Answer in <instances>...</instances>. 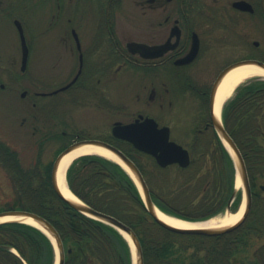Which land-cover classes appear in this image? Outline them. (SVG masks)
Here are the masks:
<instances>
[{
  "label": "flooded vegetation",
  "instance_id": "af4514ba",
  "mask_svg": "<svg viewBox=\"0 0 264 264\" xmlns=\"http://www.w3.org/2000/svg\"><path fill=\"white\" fill-rule=\"evenodd\" d=\"M236 3L244 8H236ZM32 8L41 11V37L47 50L54 52L55 68H69V79H59L53 86L46 82L49 88L59 86L47 92L37 91L40 89L37 83L28 78L21 82L27 74L33 46V36L27 30ZM240 21L253 26L254 41L249 50L242 56L236 50L231 57L224 56L216 63L210 61L202 70L201 79L197 73L201 54L214 42L233 41L231 38L233 42L242 40V34L235 30ZM0 25L11 28L8 43L0 48V96L7 111L22 105L25 117L21 126L27 125L32 136L40 135L41 145L48 140V121L44 119L49 113H55V96L71 92L68 102L80 105L81 95L90 93L86 95L89 100L107 103V96L101 92L109 95L113 73L129 71L140 78L139 91L134 95L138 108L127 112V121L117 122L125 125L151 118L158 127H167L169 135L183 128L189 135L184 139L177 137L180 142L176 143L188 151L191 159L194 149L207 151L217 143L209 102L219 73L242 60L264 64V44H260L264 42V0H0ZM122 25L129 27L130 38L120 29ZM18 26L27 48L23 69ZM130 42L163 49L154 52L142 49L133 54L127 48ZM194 45L196 56L181 63ZM17 52L20 54L19 73L15 60ZM2 59H7L5 65ZM50 105L54 111L50 112ZM11 114L4 115L5 122ZM165 115L170 119L163 118ZM8 127L11 124L5 123L4 128ZM84 137L61 130L52 138H58L62 141L61 148H66L75 140L88 139ZM97 139L117 148L121 145L131 149L128 143L112 136L111 128L104 137ZM10 148L0 140V185L5 183L3 176L6 180L15 178L18 155ZM255 187L256 182L253 189ZM250 188L251 205L254 198L264 199L263 191L255 193L251 185ZM7 210L11 209L3 208L0 212ZM255 263L264 264V260L255 257L252 264Z\"/></svg>",
  "mask_w": 264,
  "mask_h": 264
},
{
  "label": "trees",
  "instance_id": "16d2710c",
  "mask_svg": "<svg viewBox=\"0 0 264 264\" xmlns=\"http://www.w3.org/2000/svg\"><path fill=\"white\" fill-rule=\"evenodd\" d=\"M222 121L242 155L253 189L254 182L264 178V80L252 79L239 86L223 107ZM218 146L226 160L224 169L216 168L207 175L206 172L187 174L193 163L186 169L175 167V173L184 176L183 182L175 190L161 193L155 189V183L158 177L171 182L167 179L171 168L160 169L149 156L119 145L141 171L152 202L164 213L188 221L204 220L223 211L233 193V165L219 142ZM16 158L13 186L18 209L39 215L54 227L63 245L64 264H131L129 246L117 230L74 211L54 193L50 182L52 163L43 170L28 171ZM140 159L145 160L146 169L140 165ZM66 181L70 191L86 205L132 229L141 244L143 264H186L185 257L176 255L175 237L212 242L205 249L206 258L197 256L189 264H228L235 251L246 246L244 236L252 215L264 216V199L254 198L247 220L238 229L214 237L180 235L163 229L148 215L131 178L111 161L82 156L68 168ZM211 182L213 195L202 197ZM178 195L198 200L189 214L170 207L169 200ZM239 201L240 193H237L232 211H236ZM54 261V247L45 234L20 223L0 224V264H54Z\"/></svg>",
  "mask_w": 264,
  "mask_h": 264
},
{
  "label": "rangeland",
  "instance_id": "374dc122",
  "mask_svg": "<svg viewBox=\"0 0 264 264\" xmlns=\"http://www.w3.org/2000/svg\"><path fill=\"white\" fill-rule=\"evenodd\" d=\"M32 9V15L27 22V30L29 35L33 36V46L28 58L26 72L27 74L22 77L21 82L24 83L26 81L24 79L28 78L30 81L37 83V87L40 88L37 91L47 92L49 90L57 89V87L59 86L55 88H49L46 82H49V84L51 83V85L53 86V83H57L62 79H67L69 77V68H55L56 61L53 57L54 52L53 50H47L46 45L43 43V38L41 37V11L37 8ZM120 29L125 31L124 35H126L127 38H130L128 26L122 25ZM235 30L239 31L242 34V40L233 42L234 39L231 38L230 40L233 41L214 42L209 47L210 49L208 48L207 51L201 54L200 60L202 58V62L199 65L200 71L197 72L201 79L203 76L202 74H204L202 73V70L208 63H211L210 61L214 60L213 62L216 63L219 62V59L221 61L224 56L226 57L228 55L229 57H231V55L235 54L236 50L238 51V55L242 56L249 50L254 41V37H252L251 35L253 32V26L246 21H240V23L235 26ZM10 31L11 28H9L8 26L5 27L0 25V48H3L5 44L8 43L9 34L11 33ZM260 44L263 45L264 42L260 41ZM55 56L58 57L56 54ZM210 56L214 59L210 60ZM65 58H63V60L67 63ZM2 60L3 65H5L7 59ZM15 60L19 73L20 54L18 52L16 54ZM253 79L264 80V78L259 77H255ZM248 81H250V79L246 80L244 83ZM139 83L140 78L137 75L132 76L129 71H123L117 75L113 73V83L110 88L109 95L101 92L102 94L107 96V103L101 102L97 98L96 101L89 100L86 95H89L90 93L81 95V97L79 98L80 105H74L72 102H68V98L70 94H72L71 92L55 96V98H53V103L56 107L55 111L52 109V105H50L49 107V109L51 108L50 112L52 110L55 113H49V115L44 119L48 121V130L46 132L48 140H45L43 145L39 143L41 138L40 135L32 136L30 134V128H28L27 125L21 126V120L25 117L24 112L21 111L22 105H17L16 109L12 108L11 111H7L3 102V98L0 96V140L10 145V149H15L20 164L24 170L30 171L36 168L39 171L43 170L47 164L53 163L59 149L62 147V141H59L58 138H52L55 133H59V131L65 130L70 134H80L81 137L85 136L84 138H102L109 132L114 122H123L124 120L127 121V114L130 111L138 108V104L134 101V95L137 93V91H139ZM233 97L234 95H232L227 102H229ZM9 112H12L11 117L7 122H5L4 115L9 114ZM163 118L170 119L168 115L163 116ZM4 122L11 124V127L4 128ZM187 135H189L188 132L185 133V131H183V128H178L176 132L171 133L170 138L174 142L178 143L180 142V140L178 139L179 137L184 139V137ZM204 150L205 149L193 150V165L188 169L187 174H193L197 172H203L204 174V172H206L207 175H211V172L216 170V168L217 170L224 169V163L226 162V160L222 157V152L219 149L218 143H215V145L213 144V146L208 148L207 151ZM139 163L142 167H144V169H146V163L144 159H140ZM175 172L177 173L175 167H172L168 171L167 179L170 178L171 182H165L163 181V177H158L155 183V189L160 191L161 193H169L178 188L180 183L183 182L182 180L184 176H180ZM236 176L237 173L235 171L234 185ZM3 177V182L5 183L0 185V210H2L3 208L16 209L19 202L17 201L13 181L10 178L6 180V176ZM262 188H264V178H260L258 181H256L254 192H264ZM212 190L213 185L211 182L207 189V192L205 191L202 197L210 198L211 195H213ZM236 190H239L241 192V198L239 201V206L237 208L238 211L242 199L244 198L242 184L240 187L236 188ZM261 195L263 196L264 193H261ZM189 198L190 197L182 195H178L176 197L172 196L169 200L170 207L172 209L181 211L182 214L187 215L188 211L191 210V207H195V205L192 204L198 201H196V199H193V201H191ZM210 210L211 209L207 210L205 213L208 214ZM220 215H223V213H221ZM252 217L253 220L248 223L249 229L246 228V230L248 229V232H245L244 236L246 246H244L243 248H239V252L235 251L228 264H252L255 257H261L262 260H264V216L261 217V215H258V217L256 216L255 218V215H252ZM174 239V245L177 248L176 255L178 256L179 253L183 256V258L185 257L186 264H189L190 262L197 259V256L206 258L207 251L205 249L207 247L209 248L212 245V242L202 239H188L178 237H175ZM132 258L134 259L133 252Z\"/></svg>",
  "mask_w": 264,
  "mask_h": 264
},
{
  "label": "water",
  "instance_id": "95a60500",
  "mask_svg": "<svg viewBox=\"0 0 264 264\" xmlns=\"http://www.w3.org/2000/svg\"><path fill=\"white\" fill-rule=\"evenodd\" d=\"M241 3H236L234 6L237 8H244L239 7ZM18 33L20 36L21 41V47H22V69L25 67L26 60H27V48L24 42V36L22 33L21 27L18 26ZM128 50L135 54L139 53L142 49H148L150 51H156L159 47L156 48H148L147 46H144L143 44L136 43V42H130L127 44ZM162 48V47H160ZM196 49L195 47L192 48V51L184 57L182 60H180L181 63H187L189 59L193 58L195 55ZM154 56V55H151ZM243 65H255L258 68L264 70V64L262 62L256 61V60H244L237 63H234L227 68H225L221 73L217 76L211 92H210V102H209V109H210V115H211V121L213 128L215 130V133L219 140L221 141L222 145L230 155L235 171L237 175L239 176V179L241 181L242 187H243V195H244V201L245 206L243 213L240 217V219L232 226L224 227V228H197V229H177L174 227H171L162 221H160L156 214H155V205L153 204L150 195L148 187L138 170V168L135 166V164L119 149L114 147L113 145H110L106 142L99 141V140H80V141H74L71 145L66 147L61 153L58 154V156L55 158L50 172V182L52 189L54 193L71 209L74 211L88 217L94 220H97L101 223H104L108 226L113 227L115 230H117L129 243L128 239L130 240L133 249H134V261L133 264H143L142 259V250L140 243L138 241L137 236L135 233L130 229L128 226L123 224L122 222L118 221L114 217L98 212L85 203H83L80 199H78L68 188V190L72 193V195L78 200V201H72L66 199L62 193L60 192V189L57 184V172L60 160L62 157H64L66 154L70 153L71 151L75 150L76 148L83 146V145H94L101 147L103 149H106L107 151L111 152L116 158L119 160V162H116L118 165H120L132 178L133 182L135 183L139 194L141 196L144 208L146 212L151 216V218L163 229L170 231L172 233L181 234V235H200V236H220L226 233H229L238 227H240L243 222L245 221L246 217L248 216L250 205H251V193H250V186L248 182V177L246 173V167L243 161V158L236 147L234 141L231 139V137L228 135L227 131L225 130L221 118L216 119L213 116V108H214V101H215V95L216 91L222 82L223 78L233 69L243 66ZM66 87H63L60 90H64ZM58 91H55L58 92ZM221 114V111H220ZM112 135L120 140H124L128 143H130L134 149L137 151L144 153L146 155L151 156L154 158L155 162L160 167H166L171 164H178L180 167L184 168L188 166L189 164V156L185 149H183L181 146L175 144L174 142L169 140V131L166 127L158 128L157 124L152 119H144L143 121L136 120L134 123L122 125L120 123H114L112 128ZM138 183V185H137ZM67 185V183H66ZM236 193V189L233 192V195L227 205L226 212L230 213V204L233 200V197ZM3 216H13V217H25L30 218L35 222L39 227H36L34 225H29L26 223H23L21 221H7V222H1L0 224L5 223H20V224H26L29 226H32L41 232H43L46 236H48L55 248L56 251V264H64V250L63 246L60 240V237L54 227L46 221L44 218L40 217L39 215H36L31 212L22 211V210H10V211H4L0 212V217ZM190 222V221H188ZM191 223H199V222H191ZM128 237V239H127ZM129 246L131 247L130 243ZM132 251V248H131ZM133 252V251H132Z\"/></svg>",
  "mask_w": 264,
  "mask_h": 264
},
{
  "label": "bare ground",
  "instance_id": "6f19581e",
  "mask_svg": "<svg viewBox=\"0 0 264 264\" xmlns=\"http://www.w3.org/2000/svg\"><path fill=\"white\" fill-rule=\"evenodd\" d=\"M254 77H262L264 78V70L258 68L255 65H243L240 67H237L233 70H231L222 80L220 83L216 95H215V101H214V108H213V116L216 119H219L220 117V110L222 105L228 101L231 96L233 95L235 89L241 85L243 82L250 78ZM85 155H98L105 159L111 160L113 162H119V160L114 156L111 152L107 151L106 149H103L98 146L94 145H83L75 150L71 151L70 153L66 154L62 159L60 160L58 172H57V184L60 189V192L62 195L72 201H78L72 193L68 190L66 185V171L70 164L77 158ZM120 163V162H119ZM171 167V166H170ZM170 167H166L165 169H168ZM240 179L237 175L235 177V186L236 188L240 187ZM138 185V183H137ZM245 206V201L243 200L241 202V205L237 212L234 213H228L226 212L223 215H217L215 217H212L209 220L202 221L199 223H191L182 219H178L176 217L167 215L160 211L159 209H155V214L157 218L162 221L163 223L177 228V229H197V228H224L234 225L241 217L243 210ZM7 221H21L23 223L34 225L36 227H39L35 222H33L30 218L25 217H13V216H3L0 217V223L1 222H7ZM128 239V237H127ZM132 251L134 253L133 246L128 239Z\"/></svg>",
  "mask_w": 264,
  "mask_h": 264
}]
</instances>
